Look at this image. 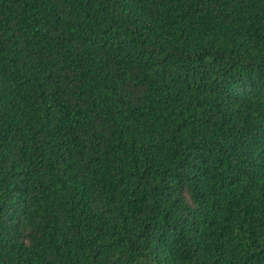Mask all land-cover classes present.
Listing matches in <instances>:
<instances>
[{
	"label": "trees",
	"instance_id": "trees-1",
	"mask_svg": "<svg viewBox=\"0 0 264 264\" xmlns=\"http://www.w3.org/2000/svg\"><path fill=\"white\" fill-rule=\"evenodd\" d=\"M0 264H264V0H0Z\"/></svg>",
	"mask_w": 264,
	"mask_h": 264
}]
</instances>
